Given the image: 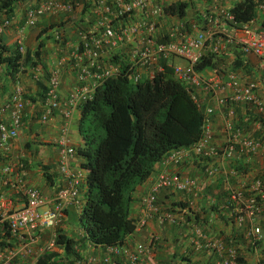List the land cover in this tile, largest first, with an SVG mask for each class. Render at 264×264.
<instances>
[{"label": "crops", "instance_id": "1", "mask_svg": "<svg viewBox=\"0 0 264 264\" xmlns=\"http://www.w3.org/2000/svg\"><path fill=\"white\" fill-rule=\"evenodd\" d=\"M41 1L43 0L17 2L13 17L0 29V43L7 48H20L18 52L22 57L35 50L38 42L42 43L37 65L18 74L13 82L3 75L0 76V105L15 88L22 89L25 100L20 129L17 136L9 141L7 151L0 150V165L8 163L14 168L17 164H22L24 183L38 189L45 196H50L63 186L65 180L56 168V140L61 116L55 113L44 124L38 121L50 67L63 61L60 67L59 94L61 101H65L75 84L77 68L74 69L72 65L85 63V58L80 55L82 36H98L107 27L124 31L123 41L104 48L99 60L102 67L105 64L122 67L123 64L130 63V52L140 50L145 44L146 27L139 26L141 23L144 25L146 21L153 22L152 36L157 42H162L165 33L173 25L181 23L189 30L190 24L196 23L201 28L204 14L215 15L222 10H228L239 0H218L215 3L211 0H154L143 11L134 9L124 17L116 16V0H53L64 3L69 8L46 13L35 26H25L24 19L29 4L35 6ZM132 1L123 0V3ZM251 1L255 4L256 0ZM175 2L185 4L183 18L151 14L154 7L162 9ZM251 26L264 28V14L256 11L255 7ZM131 27L139 29L131 34L128 33ZM55 30L60 32L66 45L62 53H57L56 44L52 40ZM213 46L211 44L209 48ZM207 53L212 55L215 63L211 67H204L202 74H221L226 67H233L230 62L236 60L238 65L233 69L239 77L255 84V95L264 103V72L259 69L256 58L242 55L231 45L219 52ZM131 74H136L139 79L149 78L146 69L133 68ZM81 86L89 89V78ZM206 107L212 108L213 114L209 120L213 142L217 148L225 144L230 134L229 125L239 132L241 138L264 143V121L257 117L253 106H219L210 100H200L198 110L201 114ZM78 118L77 109L73 112L69 125V141L74 147L80 143ZM79 163L80 159L74 156L72 168H80ZM161 168L159 161L154 163L150 174L130 193L127 216L131 222L141 218L139 199L146 193L150 181ZM179 169L184 177L195 183V189L175 193L161 191L157 197L160 203L168 204L172 208L174 223L146 220L141 228H134L123 244L130 247L133 244L147 245L154 241L149 255L142 256V259L153 264H221L228 248L235 251V264H264V199L260 211L254 212L249 208L240 209L232 201L229 203L227 195L228 190L253 191L252 183L260 178L264 185V151L243 152L231 158L212 161L203 160L190 153L185 156ZM211 169L214 172L208 174ZM18 178L19 172L13 169V173L0 182V195L11 201L15 207L20 206L23 199L20 191L11 187ZM77 215L69 207L58 227L64 236L73 240L72 252L65 253L60 247H55L53 251L65 262L73 259L75 255L79 257L85 253L98 259L105 246L94 249L84 247L83 241L86 240ZM49 232L44 231L42 234Z\"/></svg>", "mask_w": 264, "mask_h": 264}, {"label": "built area", "instance_id": "2", "mask_svg": "<svg viewBox=\"0 0 264 264\" xmlns=\"http://www.w3.org/2000/svg\"><path fill=\"white\" fill-rule=\"evenodd\" d=\"M218 0H211L212 3ZM154 0H133L123 3L116 0L117 17H124L134 9L143 11ZM255 10L264 14V0L255 1ZM69 6L53 1L43 0L39 4L26 10L24 25L35 26L39 19L46 13H55ZM107 11V9H105ZM152 15L163 14L162 9L154 7ZM252 19L245 23H236L228 10H222L215 15H203L201 28L197 24H191L187 30L183 24L178 23L168 29L164 35V41L157 42L152 36L153 22L146 21L145 44L140 50H132L128 56L129 64L122 67L146 69L151 79L155 72H162L163 68L170 70L172 77L179 82L198 106L200 100H210L219 106H231L239 104L253 106L256 115L264 121V103L255 95V84L242 79L232 69H226L221 74L206 75L195 69V65L208 52H219L227 46H234L243 55H251L258 60L259 69L264 72V28H253ZM7 23L4 24V26ZM3 26V27H4ZM2 29V26H0ZM139 28H129L128 33L134 34ZM218 29V30H216ZM57 53L64 52L66 48L62 35L58 30L53 31ZM98 36H82L81 54L85 63L74 64L77 68L75 84L72 86L65 101H61L59 94L60 67L63 61L52 65L48 71L44 90V102L42 111L38 116L40 124L46 123L51 116L59 113L61 122L56 140L57 160L56 168L64 176V184L52 195L45 196L38 189L26 185L23 177L22 164L12 167L5 163L0 165V182L13 173V169L19 172V178L12 183L13 189H18L22 195L21 205L15 207L11 201L0 195V226L5 223L8 228V238L5 242L10 244L0 249V264H35L37 259L45 251H53L54 241L41 245L40 234L44 231L52 232V229L61 225L66 210L72 207L80 209L79 189L84 178V172L72 168V160L75 156V147L69 141V125L72 115L78 105L88 100L95 85L107 77H117L121 67L99 63L100 55L104 48L115 46L123 41L124 31H116L112 28L103 29ZM213 44L212 48H209ZM20 51L21 49L18 48ZM76 54L77 51H74ZM156 69V71H155ZM130 74L131 82H136L139 77ZM89 78L90 88L83 87L81 83ZM201 95H197V93ZM24 92L21 88H15L0 105V150L7 151L10 140L17 136L21 126L22 111L25 106ZM201 96V97H198ZM213 114L212 108L206 107L202 114V126L198 139L183 149H172L160 160L161 170L155 173L150 181L148 189L139 199L142 212L141 218L134 222L136 228L144 225L146 220L156 219L160 222L174 223L172 208L168 204L157 200L161 191L175 193L195 189V183L184 177L180 172V165L188 154L192 153L203 160L212 161L220 158H231L235 154L243 152L253 153L264 151V143L254 139H243L237 130L229 125L230 134L223 147L217 148L213 142V131L209 117ZM228 129V127H227ZM214 171L211 169L208 174ZM8 182L5 183L7 185ZM253 192L259 200L264 199V185L256 180L252 183ZM228 199L235 203H242L244 208L254 212L260 210V206L253 199L255 196L244 197L240 191L228 192ZM98 246V245H97ZM96 245L85 241L84 247L94 249ZM154 241L147 245L133 244L130 247L122 244L105 246L103 254L96 259L87 253L81 254L79 259L71 264H153L143 255L148 256ZM236 254L232 248H228L221 264H235ZM69 264V263H68Z\"/></svg>", "mask_w": 264, "mask_h": 264}, {"label": "trees", "instance_id": "3", "mask_svg": "<svg viewBox=\"0 0 264 264\" xmlns=\"http://www.w3.org/2000/svg\"><path fill=\"white\" fill-rule=\"evenodd\" d=\"M24 1L0 0V26L11 20L15 4ZM33 6L29 4V7ZM254 6L251 0H239L228 11L234 22L245 23L253 19ZM162 12L181 19L185 15V4H169L162 8ZM52 40L55 43L53 34ZM41 46L42 43L38 42L35 50L22 57L17 47L7 48L0 43V76L13 82L18 74L37 65ZM214 63L212 55H207L201 58L195 69L200 71ZM232 63L233 68L238 65L236 60ZM130 71L129 67L123 66L119 76L100 80L90 98L78 105L80 143L75 147V156L80 159L79 167L85 174L79 189L81 209L77 221L85 239L96 246L123 243L134 230L127 216L134 187L146 179L154 163L168 151L193 144L202 126V114L196 103L172 77L169 69L163 68L151 79H138L134 83L128 78ZM197 95L201 94L198 92ZM241 194L246 198L255 196L253 191ZM253 199L261 209L262 200L257 196ZM229 203L232 202L229 200ZM235 205L240 209L243 207L242 203ZM8 237L7 225L3 223L0 226V249L10 246L5 242ZM53 241L65 253L72 252L73 240L64 236L60 229L55 230ZM77 259L79 257L75 255L67 263H74ZM65 263L52 251H44L35 262Z\"/></svg>", "mask_w": 264, "mask_h": 264}, {"label": "rangeland", "instance_id": "4", "mask_svg": "<svg viewBox=\"0 0 264 264\" xmlns=\"http://www.w3.org/2000/svg\"><path fill=\"white\" fill-rule=\"evenodd\" d=\"M58 229V227H55L54 229H52V232L49 233H45V234H40V241H42L41 245H43L44 243L50 241V239L54 240L53 234L55 235V230ZM65 264H68L67 262Z\"/></svg>", "mask_w": 264, "mask_h": 264}, {"label": "clouds", "instance_id": "5", "mask_svg": "<svg viewBox=\"0 0 264 264\" xmlns=\"http://www.w3.org/2000/svg\"><path fill=\"white\" fill-rule=\"evenodd\" d=\"M191 24H196V23H191ZM191 24H190V25H191ZM186 29H187V28H186ZM189 30H190V28H189ZM242 55H243V54H242ZM205 56H207V54H206ZM205 56H204V57H205ZM232 62H233V61L230 62V65L233 64ZM230 68L233 69V67H226L225 69H223V71H224V70L226 71V69H230ZM233 70H234V69H233ZM200 71H201V70H200ZM234 71H235V70H234ZM221 72H222V71H221ZM197 107H198V106H197ZM77 109H78V108H77ZM80 169H81V168H80ZM81 170H82V169H81ZM82 171H83V170H82ZM83 172H84V171H83ZM84 174H85V172H84ZM71 208H72V207H71ZM80 209H81V201H80ZM80 209H78V210H75V209H74V210L77 212V214H79ZM135 221H136V220H135ZM135 221H134V222H135ZM134 222H132L133 225H134ZM134 228H136L135 225H134ZM140 228H141V227H140ZM84 239H85V234H84ZM85 240H86V239H85ZM86 241H87V240H86ZM83 242H85V241H83ZM72 243H73V242H72ZM66 262H67V261H66Z\"/></svg>", "mask_w": 264, "mask_h": 264}]
</instances>
